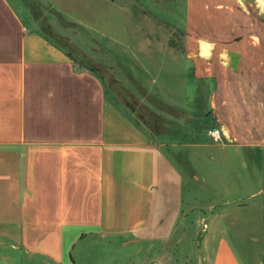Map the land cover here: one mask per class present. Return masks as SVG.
I'll return each instance as SVG.
<instances>
[{
	"label": "rangeland",
	"instance_id": "rangeland-1",
	"mask_svg": "<svg viewBox=\"0 0 264 264\" xmlns=\"http://www.w3.org/2000/svg\"><path fill=\"white\" fill-rule=\"evenodd\" d=\"M9 1L29 30L102 77L121 124L132 118L167 143L156 219L177 224L179 262L188 254L190 264L209 226L242 264H264V0ZM188 54L212 59L213 113L188 76ZM215 122L229 141L206 135Z\"/></svg>",
	"mask_w": 264,
	"mask_h": 264
},
{
	"label": "crops",
	"instance_id": "crops-1",
	"mask_svg": "<svg viewBox=\"0 0 264 264\" xmlns=\"http://www.w3.org/2000/svg\"><path fill=\"white\" fill-rule=\"evenodd\" d=\"M210 59L185 62L213 113ZM116 109L102 77L0 0V264H188L177 224L156 219L167 143ZM201 232L190 264H242L223 230Z\"/></svg>",
	"mask_w": 264,
	"mask_h": 264
},
{
	"label": "built area",
	"instance_id": "built-area-1",
	"mask_svg": "<svg viewBox=\"0 0 264 264\" xmlns=\"http://www.w3.org/2000/svg\"><path fill=\"white\" fill-rule=\"evenodd\" d=\"M206 135L215 142L228 138L222 128H207Z\"/></svg>",
	"mask_w": 264,
	"mask_h": 264
},
{
	"label": "water",
	"instance_id": "water-1",
	"mask_svg": "<svg viewBox=\"0 0 264 264\" xmlns=\"http://www.w3.org/2000/svg\"><path fill=\"white\" fill-rule=\"evenodd\" d=\"M232 67L236 69L238 62V55L235 52H230ZM100 74L106 76L102 71L98 70Z\"/></svg>",
	"mask_w": 264,
	"mask_h": 264
},
{
	"label": "bare ground",
	"instance_id": "bare-ground-1",
	"mask_svg": "<svg viewBox=\"0 0 264 264\" xmlns=\"http://www.w3.org/2000/svg\"><path fill=\"white\" fill-rule=\"evenodd\" d=\"M204 46V43H202L200 48L202 54H206V48Z\"/></svg>",
	"mask_w": 264,
	"mask_h": 264
},
{
	"label": "trees",
	"instance_id": "trees-1",
	"mask_svg": "<svg viewBox=\"0 0 264 264\" xmlns=\"http://www.w3.org/2000/svg\"><path fill=\"white\" fill-rule=\"evenodd\" d=\"M91 68V67H90ZM92 69V68H91Z\"/></svg>",
	"mask_w": 264,
	"mask_h": 264
}]
</instances>
